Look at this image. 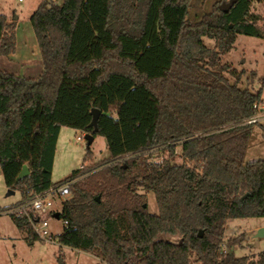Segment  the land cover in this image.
Returning <instances> with one entry per match:
<instances>
[{"label":"trees","instance_id":"16d2710c","mask_svg":"<svg viewBox=\"0 0 264 264\" xmlns=\"http://www.w3.org/2000/svg\"><path fill=\"white\" fill-rule=\"evenodd\" d=\"M192 2L41 0L29 21L42 71L0 70V172L21 192L12 206L39 189L51 127L106 140L107 158L56 181H72L57 241L96 264H264V246L256 260L223 250L228 218L264 217V159L244 161L261 91L240 88L242 71L220 59L238 33L264 37L253 9L264 0H236L227 12L216 2L190 21ZM14 50L15 21L0 13V55ZM10 216L39 238L25 216ZM57 263L66 264L60 250Z\"/></svg>","mask_w":264,"mask_h":264},{"label":"rangeland","instance_id":"374dc122","mask_svg":"<svg viewBox=\"0 0 264 264\" xmlns=\"http://www.w3.org/2000/svg\"><path fill=\"white\" fill-rule=\"evenodd\" d=\"M41 0H0V13H4L9 19L18 17L17 32L19 36L25 35L27 45L26 54L32 56L28 40V33L33 34L29 17ZM228 0H193L188 19L196 21L203 12L211 10L214 3L218 5ZM254 11L264 15V2H254ZM262 21L259 22L261 24ZM16 25V22H15ZM204 43L213 47L214 41L203 38ZM19 44V42H18ZM33 57V56H32ZM39 61H41L38 52ZM222 63H229L237 71H242L238 86L251 91H261L259 103L260 112L257 122L253 125L249 146L246 150L244 161L264 159V37L238 33L233 47L221 55ZM33 60L36 59L33 57ZM26 74L27 77L38 76L37 70ZM42 68V67H41ZM14 71L15 65L7 62L4 56H0V70ZM233 78H231L232 80ZM51 134L47 138L44 147L39 176L37 182L40 185L51 184L76 172L82 166L101 161L109 156L106 140L103 136L93 137L89 147L86 146L84 132L68 126L51 127ZM82 136V138H77ZM87 148L91 152V159H85ZM177 147L175 153L179 154ZM164 155L155 156L161 160ZM178 160V158H176ZM9 188L5 185L0 172V264H58L57 254H63L66 264H96L98 258L92 253L68 246H60L57 236L63 230V221L51 214L45 215L47 220L48 235L46 237L29 239L15 225L12 217L6 209L21 199V192L13 190L8 194ZM143 191V190H141ZM66 197L54 199L53 207L59 210L61 202ZM147 210L158 213L155 195L152 191H146ZM264 226V217H230L226 220L225 246L223 250L232 252L235 256L248 255L257 259L259 251L264 246V238L256 236L258 228ZM230 244V245H229ZM193 264V263H192Z\"/></svg>","mask_w":264,"mask_h":264},{"label":"built area","instance_id":"2783aa9c","mask_svg":"<svg viewBox=\"0 0 264 264\" xmlns=\"http://www.w3.org/2000/svg\"><path fill=\"white\" fill-rule=\"evenodd\" d=\"M258 113L247 120V123L257 122ZM77 138H82L78 136ZM71 180L62 183H51L40 187L32 197L19 205L12 206L7 211L15 216H25L30 222L35 234L41 238L48 235L45 215L57 211L53 207L54 199L67 197L70 194Z\"/></svg>","mask_w":264,"mask_h":264},{"label":"crops","instance_id":"0c3cea01","mask_svg":"<svg viewBox=\"0 0 264 264\" xmlns=\"http://www.w3.org/2000/svg\"><path fill=\"white\" fill-rule=\"evenodd\" d=\"M14 20V19H13ZM15 50L14 52L10 53L7 56H4V59L8 62H12L15 65V70L12 73H15L17 75H22V76H26V74L30 73V71H34V67L35 65H37V67H39L40 64H42V60L39 61L38 57L36 58V56H38V52H39V48L36 42V38L31 32H29L28 35V40L30 43V46L32 47L31 53L32 56L36 59L33 60V57L30 56L29 54H26V45H27V41H26V37L24 34H22V36L18 35L17 32V22H18V17H15ZM32 28V27H31ZM19 42V44H18ZM40 54V52H39ZM3 56V55H0ZM41 58V56H40ZM43 68V65L41 66ZM39 68L37 70L38 75L40 74V72L42 71V68ZM4 70V69H3ZM8 71V70H7ZM10 72V71H9ZM51 134V130L49 135ZM49 137V136H48ZM47 142V140H46ZM39 176V174H38ZM47 184H44V186ZM37 187H43V185H40L39 182L37 184Z\"/></svg>","mask_w":264,"mask_h":264},{"label":"water","instance_id":"95a60500","mask_svg":"<svg viewBox=\"0 0 264 264\" xmlns=\"http://www.w3.org/2000/svg\"><path fill=\"white\" fill-rule=\"evenodd\" d=\"M236 0H228V1H222L218 7L221 11L227 12L230 7L234 4ZM100 114V110L97 108H92L91 109V121L89 123L90 126L93 127L94 131L97 130V119L98 116ZM93 135L90 133H85L84 134V139L86 140V146L89 147L90 143L93 140ZM28 174V168L26 165H24L22 167V170L19 172V174L16 177V181H18L19 179H21L22 177H24L25 175ZM13 193V189H9L8 190V194ZM98 199V197H97ZM54 217L55 218H59L58 212L54 213ZM202 234V231L199 232V235ZM256 236L258 237H263L264 238V226L258 228L257 232H256Z\"/></svg>","mask_w":264,"mask_h":264}]
</instances>
